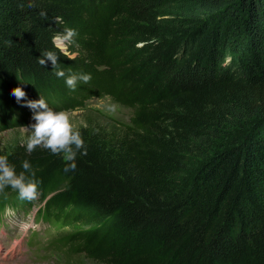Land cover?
I'll use <instances>...</instances> for the list:
<instances>
[{"label": "trees", "instance_id": "1", "mask_svg": "<svg viewBox=\"0 0 264 264\" xmlns=\"http://www.w3.org/2000/svg\"><path fill=\"white\" fill-rule=\"evenodd\" d=\"M57 68L91 79L71 89ZM17 86L51 108L131 111L76 129L73 171L42 144L4 155L37 192L5 186L0 205L52 194L39 215L67 230L66 262L264 264V0H0V130L32 116Z\"/></svg>", "mask_w": 264, "mask_h": 264}, {"label": "rangeland", "instance_id": "2", "mask_svg": "<svg viewBox=\"0 0 264 264\" xmlns=\"http://www.w3.org/2000/svg\"><path fill=\"white\" fill-rule=\"evenodd\" d=\"M57 45L62 51L66 52L65 42ZM53 105L52 109L67 112L74 130L86 126L89 122L93 124L100 123L109 126V128L118 129L127 125L131 117L129 109L116 104L107 97L89 100L83 109L64 110L63 107L55 103ZM32 122V116H30L23 120H16L14 123L11 122L0 130V156H4L18 145L27 143L30 135L28 126ZM39 201L35 204V208L41 206ZM7 203L8 205L10 204L9 201ZM8 205L1 210L0 216V264H73L66 262L65 255L62 252L65 248L55 251L52 256L50 255V259L44 262L30 260L34 253H26L25 250L34 252L36 249L34 245H32L34 248L27 249L25 245L27 231L31 234L33 231L41 233L49 224L38 223L40 222L39 220L34 221L35 210L28 211L25 208L26 206H17L18 208L13 209L8 207ZM66 232L67 230L62 228L54 236V239L59 241ZM15 243L17 244L15 250L21 249L22 252H17L15 256H12L9 250L15 246Z\"/></svg>", "mask_w": 264, "mask_h": 264}, {"label": "clouds", "instance_id": "3", "mask_svg": "<svg viewBox=\"0 0 264 264\" xmlns=\"http://www.w3.org/2000/svg\"><path fill=\"white\" fill-rule=\"evenodd\" d=\"M76 35V30L68 28L65 34L54 37V43L61 44L64 41H71ZM38 58V62L46 65L51 62L56 68L58 56L53 51H45ZM55 75L65 78V84L75 89L78 81L87 83L91 79L89 73H73L66 75L63 69H56ZM11 94L16 98L17 103H23L32 110V123L28 126L30 135L27 139L26 150L31 152L38 145H43L52 153H64L70 164L65 166V171H73L76 168L75 157L79 151L82 155L87 154L85 141L78 130H74L70 122L69 115L65 111H56L50 108L43 97L39 99H27L25 90L20 87L10 89ZM23 98V99H22ZM22 167L31 170V164L24 160ZM34 175V173H33ZM10 186L18 191L20 199L31 200L36 196L37 184L31 179H27L25 172L17 173L15 167L10 165L7 157L0 156V189Z\"/></svg>", "mask_w": 264, "mask_h": 264}]
</instances>
